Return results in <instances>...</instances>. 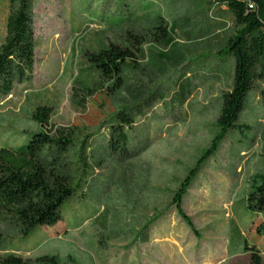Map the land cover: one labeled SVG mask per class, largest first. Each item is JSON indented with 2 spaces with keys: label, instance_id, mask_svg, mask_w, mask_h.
<instances>
[{
  "label": "rangeland",
  "instance_id": "1",
  "mask_svg": "<svg viewBox=\"0 0 264 264\" xmlns=\"http://www.w3.org/2000/svg\"><path fill=\"white\" fill-rule=\"evenodd\" d=\"M168 2L34 0L35 61L29 78L16 84L11 95L0 98V146L24 144L30 134L22 130V123L36 106L45 104L51 108V127L84 126L86 132L97 134L90 141H104L98 134L108 132L106 124L116 110L106 83L98 82L82 50L121 42L130 15L141 18L143 24H149L155 15L171 20ZM200 2L202 20L207 22L215 8L206 0H198L196 6ZM7 13L8 1L0 0V41ZM222 36L218 32L214 41ZM218 56L225 58L224 53L215 55L201 47L189 56L187 66L198 76L193 81L197 88L182 105L167 100L172 96L178 101L171 79L161 76L151 84L150 93L162 86V95L152 106L142 102L144 113L128 129L129 150H136L135 145L140 149L120 165L107 162L96 168L85 188L75 186L74 194L61 204V219L55 225L37 226L21 238L0 216V230L5 234L0 248L9 246L24 257L56 254L61 264H249L246 247H255L264 264V233L256 230L264 217L250 209L246 199L247 175L261 142L259 137L253 141L263 115L255 90L248 91L235 128L204 162L183 197L182 210L194 231L170 204L169 187H176L218 131V97L229 77L199 80ZM83 85L90 90L82 89ZM263 127L264 122L260 130ZM118 157L111 154L107 159L117 162ZM130 169L147 178L136 184L148 182L165 189L162 199L139 208L133 198L135 177ZM157 213L160 216L154 220L152 214ZM148 234L150 241L146 240Z\"/></svg>",
  "mask_w": 264,
  "mask_h": 264
},
{
  "label": "trees",
  "instance_id": "2",
  "mask_svg": "<svg viewBox=\"0 0 264 264\" xmlns=\"http://www.w3.org/2000/svg\"><path fill=\"white\" fill-rule=\"evenodd\" d=\"M7 1L5 34L0 41V98L11 95L16 84L29 78L35 61L34 0ZM206 1L215 8L207 22L202 20L203 3L196 6L198 0H169L171 20L155 15L149 24H143L141 18L130 15L125 19L121 42L82 50L98 82L106 83V93L116 110L106 124L108 132L98 134L104 141H90L89 137L97 134L86 132L84 126L51 127V108L45 104L36 106L22 123V130L30 134L24 144L0 146V216L21 238L37 226L55 225L61 219V204L74 194L75 186H87L96 168L107 162L120 165L140 149L135 145L136 150H129L128 129L144 113L142 102L152 106L156 97L162 95V86L150 93L152 83L159 82L161 76L171 79L178 101L172 96L167 100L179 105L187 101L197 88L193 81L198 80L187 66L188 58L201 47L215 55L224 53L225 58L216 57L212 69L207 74L202 72L199 80L220 81L229 77V81L218 97V131L193 166L187 167L176 187H169L168 191L172 194L170 204L175 205L178 215L194 231L190 217L182 210L183 197L204 162L218 150L227 132L235 128L248 91L257 92V104L263 108L259 130L264 122V0ZM218 32L223 33L222 39L214 41ZM180 40L187 43L181 44ZM227 63L229 70L225 69ZM82 87L90 90L88 85ZM259 130L253 141L256 137L261 139L260 150L249 168L246 199L248 207L264 217V127ZM111 154L121 157L117 162L108 161ZM130 173L135 177L131 187L139 208L162 199L165 189L151 187L148 182L136 184V180L147 178L132 169ZM159 216L160 213L152 214L154 220ZM256 230L264 233V221ZM3 237L4 231L0 230V241ZM246 249L249 264H263L257 248ZM0 250V264H61L56 254L24 257L9 246Z\"/></svg>",
  "mask_w": 264,
  "mask_h": 264
},
{
  "label": "crops",
  "instance_id": "3",
  "mask_svg": "<svg viewBox=\"0 0 264 264\" xmlns=\"http://www.w3.org/2000/svg\"><path fill=\"white\" fill-rule=\"evenodd\" d=\"M146 240L150 241V236H149V234L146 236Z\"/></svg>",
  "mask_w": 264,
  "mask_h": 264
}]
</instances>
